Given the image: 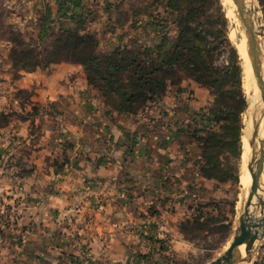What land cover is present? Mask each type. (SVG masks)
<instances>
[{
	"label": "rangeland",
	"instance_id": "rangeland-1",
	"mask_svg": "<svg viewBox=\"0 0 264 264\" xmlns=\"http://www.w3.org/2000/svg\"><path fill=\"white\" fill-rule=\"evenodd\" d=\"M169 2L0 0V264H211L229 249L246 214L252 186L251 176L244 200L242 136L245 118L254 114L250 113L245 85L247 58L251 61L247 31L238 11L226 0H176L173 9ZM245 4L264 61V0H245ZM106 5L115 6L116 23L97 10ZM139 15L143 17L137 19ZM180 16L191 20L205 39L209 70L202 77L213 87L198 83L194 75L176 67L175 74L156 75L160 81L154 84L162 89L156 94L159 98L149 103L139 95L133 101L136 111L139 109L136 115L154 107L164 117L173 114L167 125L174 126L178 134L176 152L180 160L176 168L180 169L175 179H163L172 193L162 194L159 185L160 195L144 209L132 202L127 206L132 212L127 215L128 222L122 214L104 220L98 212L84 214L80 208L68 212L66 201L50 198L48 192L61 189L56 188V179L67 163L74 158L90 159L84 154L74 155L76 144L97 140L100 146H108L112 142L100 111L106 110V119L111 121L118 113L116 108L130 107L132 86L126 87L124 94L114 93L95 69V81L89 82L85 66L75 63L76 59L59 47L60 41H66L65 31L92 37L102 58L124 47L128 57H138L146 65L153 61L158 66L177 39ZM162 36L163 50L151 54L149 48ZM243 41L244 56L239 49L240 44L244 50ZM145 50L151 51L148 56L139 55ZM68 65L85 76L87 88L77 79L79 73L53 76ZM250 65L254 72L252 62ZM129 75L122 77L126 81ZM72 81L76 89L71 88ZM256 85L258 126L254 133L260 152L264 101L259 83ZM49 91L55 94L51 98ZM146 92V97L153 96ZM210 111L219 120L208 119ZM100 125L104 130L95 129ZM78 126L82 131L75 132ZM203 153L206 160L216 162L211 178L200 170ZM52 174L54 181L49 180ZM34 175L41 182L34 183ZM260 192L264 199V176ZM261 198H256L253 215L258 220L264 216ZM95 221H100V229L93 225ZM105 222L106 231L101 230ZM244 257L245 264H264V236Z\"/></svg>",
	"mask_w": 264,
	"mask_h": 264
},
{
	"label": "crops",
	"instance_id": "crops-1",
	"mask_svg": "<svg viewBox=\"0 0 264 264\" xmlns=\"http://www.w3.org/2000/svg\"><path fill=\"white\" fill-rule=\"evenodd\" d=\"M97 10L104 11L108 20L116 23L118 13L114 11L115 6L106 5ZM142 17L139 15L136 18ZM129 19L132 22V16ZM141 23L143 22L141 21ZM144 23L148 22L144 21ZM157 37L158 35H156ZM60 68L57 72H60ZM75 72L79 73L77 79L84 83L81 85L84 89L87 88L84 81L85 76L80 74L76 67L72 69L70 65L65 66L62 73H56L53 76L59 78ZM72 83L71 88L76 89L74 81ZM49 93L51 94L50 98L55 95L51 91ZM78 96L79 93L76 97ZM93 105L96 107L94 102ZM105 113L106 110H101L100 116L104 117L102 121L106 122L105 128L109 132L112 142L108 146H100L97 144V140L90 144L86 143V145L85 143L76 144L74 155L84 154L86 159H90L77 160L74 158L72 162L66 164L64 172L59 174L57 179L54 174L49 176L50 181L56 179V188L61 186V189H51L47 196L56 200L62 197L63 201L67 203L65 206H67L68 212L80 208L84 214L98 212L99 218L104 220L122 214L123 219L128 222L127 215L132 212L127 210V206L132 202L138 203L139 207L144 209L149 202L160 195L159 185L162 194L172 193L173 189L168 187L166 180L163 179L172 180L178 174L179 166L176 168L177 162L179 163L177 159L180 160L176 152L178 134L174 126L167 125V121L173 114L170 112L171 114L164 117L165 114H161L158 107L149 109L141 115L115 113L111 121L106 119L108 116H105ZM85 119L86 117H84ZM160 119L165 122L161 123ZM95 129L104 130V126L100 125ZM77 131H82V126H78V130L75 132ZM103 132L98 133L102 136ZM100 141L102 142V140ZM39 182L41 180L34 175V183ZM146 195L150 200H146ZM102 214L104 217L101 216ZM100 224V221L93 223L98 228ZM106 224V222L103 223L101 230L105 229ZM85 230L87 229L85 228Z\"/></svg>",
	"mask_w": 264,
	"mask_h": 264
},
{
	"label": "trees",
	"instance_id": "trees-1",
	"mask_svg": "<svg viewBox=\"0 0 264 264\" xmlns=\"http://www.w3.org/2000/svg\"><path fill=\"white\" fill-rule=\"evenodd\" d=\"M175 1L176 0H170L168 7L172 8V4ZM177 22V24L180 26V32L177 36V39L172 45V50L165 51V56L162 58L158 66H155V62L153 61H150L148 65H146L147 62L140 60L138 57H128L126 54L128 53V50L124 47L116 48L115 52L102 58L96 52L97 43L92 37L86 35L83 36L71 31H65L67 32L64 33L66 35V41L64 44L62 41H60L59 47L64 48L68 53V56L72 55L70 57L76 59L75 63L85 66L89 82L95 81V78H93V70L95 69L99 72L101 80L104 81L105 86L111 91H114V93L115 91H119L121 94H124V89L131 85L132 90L128 98L130 107L128 106L124 109L116 108V110H118L117 112L119 114H121L123 111H127V115H136L139 110L138 109L136 111L137 107H135L133 103L136 96L143 95L145 99L149 101V103H152L154 99L159 98V96L156 94L162 89L159 84H154V82L157 80L156 75L161 74L162 72L166 74H175L176 72L174 69L176 67H181L189 75H194L198 83L213 87L212 82L203 81L202 77L203 72L209 70L207 67V56L204 53L205 44L203 42L205 39L200 37L199 32L195 29L191 20L180 16ZM161 38L162 39L159 43H156L152 48H149L152 50V52L150 50H145L144 53H140L139 55L148 56L149 53L151 52L152 54L154 50L156 52H161L163 50V46H165V44L162 42L164 40V36ZM70 57L65 59L69 60ZM59 61L60 60L57 62ZM36 67H38V64L34 66V68ZM126 73L127 75H130L125 81L122 76ZM120 81H123L121 86L118 84ZM162 83L165 84L163 79ZM146 91L153 94V96L146 97ZM208 113V119H211V121L219 120L218 116L213 112L210 111ZM204 116L205 115L202 117ZM204 154L205 153H203L204 163L200 164V170L204 177L211 178V168L213 166L215 167L216 162L211 159L209 160V158L206 160Z\"/></svg>",
	"mask_w": 264,
	"mask_h": 264
},
{
	"label": "water",
	"instance_id": "water-1",
	"mask_svg": "<svg viewBox=\"0 0 264 264\" xmlns=\"http://www.w3.org/2000/svg\"><path fill=\"white\" fill-rule=\"evenodd\" d=\"M239 13L240 19L243 22L248 37V45L250 49V57L252 62V68L254 73L257 76L259 81L260 88L262 90V96L264 99V77L261 71L260 55L258 53V37L257 31L254 26L253 21L251 20L249 14L250 11L247 10L245 0H234ZM256 133H253V139H255ZM255 143V140H254ZM258 162V171L257 173L252 172V186H251V197L247 202L250 206L252 197L258 193L260 190V180L264 173V140L261 142L260 154L257 160ZM250 171H252L251 165H249ZM259 205L264 207V199L260 202ZM247 212V210H246ZM264 236V216L258 221H250L247 219L246 215L241 219L239 233L234 237L233 242L231 243L229 249L226 253L213 261L211 264H238L240 261L244 262V257L239 249L243 244H246V252L250 255L252 246H254L257 240L262 239Z\"/></svg>",
	"mask_w": 264,
	"mask_h": 264
},
{
	"label": "bare ground",
	"instance_id": "bare-ground-1",
	"mask_svg": "<svg viewBox=\"0 0 264 264\" xmlns=\"http://www.w3.org/2000/svg\"><path fill=\"white\" fill-rule=\"evenodd\" d=\"M226 1H228L230 4H231V6H233V8H235L236 9V11H237V8H236V5L234 4V2H233V0H226ZM247 2H248V0H247ZM247 5H248V3H247ZM228 6H230V5H228ZM230 6V7H231ZM232 9V8H231ZM233 12H234V9H233ZM260 27H258V29H259ZM243 29H245V28H243ZM259 31V30H258ZM247 36V35H246ZM263 36V35H262ZM261 36V37H262ZM244 38H245V36H243ZM247 38V37H246ZM244 40H246V39H244ZM262 40V39H261ZM245 43V41H243V49L244 50H242V48H240V44H239V49H240V51H241V53H242V56H244V55H247V53H246V47H245V45L246 44H244ZM262 43V42H261ZM260 43V44H261ZM237 44V43H236ZM262 51V50H261ZM260 52V51H259ZM245 53V54H244ZM264 55V54H263ZM260 57H263V56H260ZM260 59H262V58H260ZM247 61H248V63H249V66H251L250 65V59H249V57L247 58ZM262 61H263V59H262ZM261 61V63H262V67H261V71H262V75H263V77H264V61L262 62ZM248 66V64H247V68H246V90L249 92V96H250V98H249V105H251V108H250V113H254L252 116H249L250 118H248V120H246V118H245V122H244V130H243V136H242V144H243V152H242V158H243V161H242V170H241V184H242V186H243V188H244V191H243V198H244V200L246 199V197H247V194L249 193V190H250V186H251V176H252V172L253 173H257V169H258V162H257V157L259 158V154H260V152L258 151V139H253V133H254V130H255V128L258 126V123H257V119L258 118H256V116L258 115H256V111H255V109H256V106H257V103H258V99H259V91H258V86L256 85V83L258 84L259 82L257 81L256 83H255V80H256V78H255V75H254V72L252 71V69L250 68ZM262 68H263V70H262ZM245 78V77H244ZM261 89V88H260ZM248 96V95H247ZM263 98V97H262ZM248 100V99H247ZM263 101H264V99H263ZM260 102H261V100H260ZM254 104V108H253V105ZM261 104V103H260ZM254 109V110H253ZM259 109V108H258ZM257 109V110H258ZM248 111V110H247ZM254 111V112H253ZM247 113V112H246ZM249 113V112H248ZM249 113V114H250ZM261 134V133H260ZM264 139V138H263ZM262 139V140H263ZM254 140L256 141L255 143H254ZM253 156V157H252ZM251 159L252 161H250L249 159ZM247 164L248 165H251V167H252V171H249L248 170V167H247ZM250 172H251V175H250ZM263 176H264V173H263V175H262V177H261V180H260V189H261V186H262V181H263ZM260 191V190H259ZM259 191H258V193L256 194V195H254L253 197H252V201H251V206H248V208H247V212H246V217H247V219H249L250 221H253V222H255V221H258V219L256 218V216H253L254 215V210H255V202H256V198L258 197V198H261V192H260V194H259ZM250 197H251V194H250ZM263 199L261 198V200H260V202L262 201ZM239 249H240V251H241V253H242V256L244 257L245 256V252H246V244H243V245H241L240 247H239ZM245 258V257H244ZM238 264H245V262H243V261H240Z\"/></svg>",
	"mask_w": 264,
	"mask_h": 264
}]
</instances>
